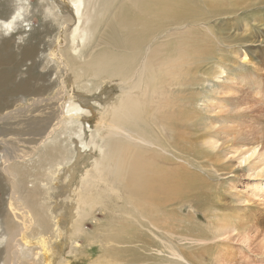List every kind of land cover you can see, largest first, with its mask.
<instances>
[{"label": "rangeland", "instance_id": "1", "mask_svg": "<svg viewBox=\"0 0 264 264\" xmlns=\"http://www.w3.org/2000/svg\"><path fill=\"white\" fill-rule=\"evenodd\" d=\"M180 1L179 5L172 3L173 8L182 11L178 13L181 17L173 22L155 11L156 7L160 9L163 0L158 4L152 0H142L141 4L115 0L105 14L96 18L92 44L82 48L79 59H75V65L83 67L81 64L88 59L85 56L103 48L127 51L126 48H110L107 44L110 22L123 30L119 24L121 7H126L129 16L138 20V57L148 58L147 46L161 45L159 50L163 54L159 59L162 60L155 62L157 51L151 48L148 60L151 59L154 66L160 64L157 66L161 72L157 75L158 84H162L169 98V113L174 123L169 130L158 129L157 137H161L160 143L172 157L157 154V160L167 166H175L169 162H179L177 169L170 171L171 177L176 181L184 179L189 186L193 184L192 191L188 188L189 201L149 217L156 220L153 224H172L168 227L172 232L162 227L151 230L136 225L128 218L129 205L111 196L102 198L104 204L94 205L92 211L89 209L81 224H76V217L72 221L68 212L62 211L64 219H58L59 224L50 219L49 229H46L34 220L28 224L23 222L24 233L21 231L13 237L7 230L12 224H3L4 216L8 217L11 209L33 216L32 207L40 214L55 217L59 213L52 210L53 203L68 205L64 181L48 174L49 164H56L59 159H53L60 157L63 150L50 145L12 168L14 177L0 170V264H43L41 254H45L49 264H264V193L257 192L260 186H256L264 185V180L249 178L238 159L252 147L264 150V0ZM148 6L151 9L146 14ZM40 11L38 21L33 19L16 27L22 29L23 35L21 41L16 37L18 46H23L29 34L39 28V20L45 16L44 11ZM0 33L7 36L1 30ZM152 35L156 38L144 46ZM41 50L47 51L46 48ZM167 57L171 60L167 61ZM29 67L30 62H26L21 67L22 73L26 74ZM82 71L84 76H80L79 69L74 71L79 88L82 84L91 88L90 82L95 88L91 93L83 88L74 92L93 100V112L101 109L108 97L106 94L124 89L123 84L109 85L107 80L99 84L90 71L85 68ZM52 76L55 79L51 81L57 80L54 72ZM99 93L101 97L96 96ZM27 99L24 103L14 102L17 105L12 109L17 106L21 109L16 118L10 120L14 125L0 122V141L10 137L12 132L8 133L13 128L24 133L38 118L37 112L31 113ZM114 100L116 97L110 102ZM149 122L152 131L157 130L150 117ZM89 125L94 129L93 119ZM5 149L0 145V158L8 148ZM148 157L150 155L146 154L145 158ZM158 161L154 162L156 166ZM8 163L12 167L10 161ZM30 185H34V190ZM230 216L240 224L220 223L223 217ZM125 219L130 224H125ZM141 221L146 224L144 219ZM77 228H80L78 233ZM120 228H125L121 235L127 239H132L130 234H142L149 242L145 246L139 242L116 244L112 237ZM42 240L47 241V247L51 246L47 253L39 251ZM148 246L150 249H144ZM109 249L116 257L108 254ZM174 253L185 261L178 260Z\"/></svg>", "mask_w": 264, "mask_h": 264}, {"label": "bare ground", "instance_id": "2", "mask_svg": "<svg viewBox=\"0 0 264 264\" xmlns=\"http://www.w3.org/2000/svg\"><path fill=\"white\" fill-rule=\"evenodd\" d=\"M34 1L30 3L28 0H0V30L7 34L4 37L0 33V122L14 125L10 120L15 119L21 109L17 108L18 106L12 109V106L17 105L14 104L15 101L20 100L24 103L27 98L32 107L31 113L37 112L38 117L24 133L20 134L13 128L8 133L9 135L12 132L10 137L0 141L1 146L8 148L0 158V170L14 177L12 168L19 167V162L24 163L38 150H45L50 145L61 147L63 153L53 159H59L56 164H49L48 174L50 177L57 175L64 181L68 189L66 193L68 205L59 204L58 201L53 203L52 210L56 209L59 213H56L55 217L52 214H40L32 207L33 216L26 211L11 209L8 215L10 219L4 216L3 224H12L7 226V230L13 237L24 229L23 222L28 224L34 220L38 224H43L46 229H49L50 219L54 224H59L58 219H64L62 211L68 212L72 221L76 217L78 219L76 224H81L87 217L89 209L92 211L94 205L104 204L102 198L114 196L123 205H129L128 218L134 220L136 225L141 224L143 228L151 230L162 227V230L170 229L169 232H172L171 228H168L172 224H153L156 220H150L149 217L189 201L188 188L192 191L193 184L190 183L189 186L184 179L176 181L171 177L170 171L176 170L179 162L174 164L169 162L168 164L175 166H167L161 165L157 160V154L172 157V154L167 152L168 149L165 150L160 143L161 137L159 136V139L157 137L158 129L169 130V126L173 127L174 123L173 116L169 113L171 107L169 98L166 92H163L162 84H158L160 64H157L159 66L157 67L151 59L150 62L148 60L150 48L157 51L155 62L162 60L159 59V55L163 54L159 50L161 45L157 44L154 48L147 46L148 58L138 57L137 36L140 31L138 20L129 16L126 7H121L119 24L123 30L110 22L107 44L110 48L117 50L126 48L127 51L121 53L103 48L85 56L88 59L81 64L83 67H79L78 64L75 65V59H79L82 48L92 44L97 25L96 18L100 14H105L115 0ZM129 1L136 4L142 2ZM152 1H157L158 4L160 0ZM172 3L179 5L181 1L163 0L160 9L156 7L155 11L174 22L181 17L182 11L173 8ZM150 9V6L145 7L146 14L150 13ZM40 10L44 11L45 16L40 18L39 28L29 34L28 41L23 46H18L16 41L18 39L21 41L23 35L22 29L17 30L16 27L33 19L35 22L38 21L37 14L41 13ZM179 12L181 14H178ZM155 38L156 36H150L144 42V46ZM41 48H46L47 51ZM167 58V61L171 60L170 57ZM26 62H30V67L27 68L26 74H23L21 67ZM39 68L42 71H39ZM83 68L90 71L98 79L99 84L107 80L109 85L123 84L124 89L110 95L106 94L108 97L101 109L97 111L94 109L93 112V100H86L84 97L88 95L74 92L83 88L86 93H91L95 88L92 82L91 88L84 84L79 88V82L74 79V71L79 69L80 76H84ZM53 72L57 79L54 82L51 81L55 79L51 78ZM45 94L48 96L44 97ZM96 96L101 97V94ZM112 97H116V100L110 102ZM149 117L157 126L154 132ZM90 119L94 120L92 130L89 125ZM84 122H87V126ZM25 144L29 145L22 146ZM146 154L150 157L145 158ZM238 159L239 166L244 165L249 178L253 181L264 180L262 148L252 147ZM155 161L159 162L158 166L154 164ZM13 177L11 180L16 184ZM54 183L58 184L56 181ZM72 186L74 188L70 189ZM256 186H260L257 192L264 193L262 183ZM30 188L34 190V185H30ZM227 217H223L220 223L240 224L237 219ZM141 219H144L146 224H143ZM125 224L130 223L125 219ZM124 229L120 228L114 232L113 242L116 244L139 242L142 246L149 242L142 234L138 236L130 234L132 239H127L121 235ZM79 231L80 228H77L76 232ZM23 233L24 231L21 232ZM40 245L39 251L43 253H47L51 248L47 247L46 240H42ZM108 254H114L116 257L115 252L111 250ZM173 255L178 260L185 261L176 253ZM41 257L43 264H49L45 254L44 256L41 254Z\"/></svg>", "mask_w": 264, "mask_h": 264}]
</instances>
